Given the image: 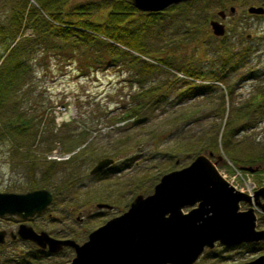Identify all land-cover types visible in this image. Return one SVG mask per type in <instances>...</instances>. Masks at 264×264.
<instances>
[{
    "label": "rangeland",
    "instance_id": "374dc122",
    "mask_svg": "<svg viewBox=\"0 0 264 264\" xmlns=\"http://www.w3.org/2000/svg\"><path fill=\"white\" fill-rule=\"evenodd\" d=\"M11 1L19 9L21 0ZM249 5L264 8V0H191L162 10L161 16L154 17V22L149 24L151 30L146 44L150 57L143 58L153 64L148 72L139 73L138 64L133 61L125 63L129 58L120 51L115 57L119 60L117 64L95 71H77L74 62L58 59L52 54L36 55L26 63L24 87L23 41L20 40L23 37L22 23L19 28L22 36L18 35L8 47L0 45V70L3 71L9 49L18 43L20 56L17 57L19 68L16 75L22 80L21 85L12 88L11 84L0 92V96L2 106L7 108V116L14 107L16 114L24 117L23 109L27 106L37 117L38 130L35 134L23 132L20 140L16 141L20 143L18 151H24L27 146L30 150V153L23 152V164L15 159L21 154L9 155L7 146L0 145V191L31 179L37 182L36 188L52 192L47 207L40 214L23 220V224L35 231L43 230L54 238L81 243L90 231L126 210L136 194L150 193L162 174L186 165L200 149L202 139L209 141L215 138L222 156L216 164L217 170L237 189L248 183L253 186L248 190L251 193L264 186V161L249 165L254 159L245 156L257 154L260 149L258 157L264 159V106H259L262 99L255 95L252 102L246 101L259 86L264 85V13L259 16L247 14L245 9ZM229 6L236 10L231 14L233 16L227 12ZM219 9L229 16L223 18L225 32L215 43L210 37L207 20L222 21L216 15ZM187 15H190L188 20L183 21ZM202 19L205 23L201 22ZM188 24L200 26L188 43H181L182 31ZM171 39L178 41L180 52L190 60V64L198 66L201 62L206 70H217L215 75L221 76L220 81L209 80L212 76L205 73V79L196 81L193 87L198 90L204 89L205 85L213 87L191 99L180 100L178 95L183 91L181 80L186 77L156 60L165 55V44ZM223 42L231 51L250 49L248 59L242 57L236 71L231 72L225 67L224 75L223 68H219L220 57L214 50ZM60 45L64 47L67 44L60 42ZM4 47L7 49L3 50ZM119 50H125V47H119ZM137 77L142 87H157V96L165 94V98L155 102V97L135 111L137 101L133 93L141 89L139 82L135 81ZM143 116L146 117L143 122L131 124ZM32 140L34 142L29 147ZM221 141L234 145L235 156H240L242 166L256 167L252 173H241L242 182L235 175L232 161L224 154ZM85 148H95L96 156L90 158V150L81 152ZM4 149L6 151L2 153ZM25 153L33 155L32 160H26ZM101 154L111 157V164L90 174ZM34 159L58 162L47 181L41 179L43 183L39 180L42 171L33 164ZM20 167L23 171H15ZM10 168L13 171H9ZM101 202L110 204L111 209L96 208L95 204ZM246 208V204L239 203V209ZM183 210L186 211L187 207ZM255 214L256 228L264 229V214L259 211ZM18 222L8 217L0 220V225L16 227ZM2 247L0 264H13V258L19 260L21 254L23 264H59L73 257L70 247L47 253L26 240H17ZM257 247L254 243L226 247L215 242L212 248L204 249L194 264L248 262L251 257L259 256L257 253L261 250H255Z\"/></svg>",
    "mask_w": 264,
    "mask_h": 264
},
{
    "label": "water",
    "instance_id": "95a60500",
    "mask_svg": "<svg viewBox=\"0 0 264 264\" xmlns=\"http://www.w3.org/2000/svg\"><path fill=\"white\" fill-rule=\"evenodd\" d=\"M140 12H159L179 2L190 0H124ZM233 6L228 13L233 14ZM246 12L263 14L260 5H249ZM216 15L224 18L219 9ZM210 32L224 34V25L208 20ZM146 119H134L131 124ZM211 152L195 155L186 165L162 174L150 193L136 194L126 210L107 219L90 231L86 239H59L47 232L35 231L27 224H19L16 234L47 253L70 247L73 257L59 264H194L203 250L214 243L226 247L241 242L264 240V229L256 228L255 207L264 213V186L251 195L235 189L217 170ZM110 157L98 159L90 174L111 164ZM254 166V165H253ZM248 172L251 166H240ZM52 192L36 188L25 192L0 191V215H17L25 220L40 214L50 203ZM239 203L247 208L239 209ZM96 208L111 209L107 203H96ZM187 207V210L183 209ZM12 236H15L12 235ZM0 242L3 233L0 232ZM264 254L244 263L262 264Z\"/></svg>",
    "mask_w": 264,
    "mask_h": 264
},
{
    "label": "trees",
    "instance_id": "16d2710c",
    "mask_svg": "<svg viewBox=\"0 0 264 264\" xmlns=\"http://www.w3.org/2000/svg\"><path fill=\"white\" fill-rule=\"evenodd\" d=\"M32 1L33 2L30 0H21L19 9H16L17 6L15 2L11 0H0V45L6 44L8 47L12 44L13 40H16L18 35L22 36V34L19 33V28H21V24L23 23V37L21 39L19 38L23 41V62L21 63L23 66L25 65L23 69V87L26 83V63H30L36 55L48 56L52 54L58 59L63 58L64 60H69L75 63L74 69L77 71H83V69L95 71L97 69H105L112 64H117L119 60L115 57L118 55L119 51L126 58H129L125 63L133 61L138 64L139 73L148 72L153 66L151 62L144 61L143 58L150 57L146 44L148 33L151 30L149 29L151 28L149 24L154 22V17L161 16V11L140 12L124 0ZM10 6L13 8L12 11L10 10ZM172 7L173 6H170L169 9ZM189 16L190 15H187L183 21H187ZM204 19H202L201 22L205 23ZM199 26L200 24L194 27L188 24L182 31L181 43H188ZM26 30H29V32H25ZM26 33L27 37H24ZM210 37L212 41L214 40V42H217L218 37L212 34ZM60 42L67 45L61 47ZM177 43L178 41L175 39H171L170 42L166 43L165 55H162V58H157L156 60L162 66H171L186 77L181 80L183 86L181 90L183 91L179 93L178 97L180 100H188L198 94L209 91V88L213 87V85H205L202 90L193 87L196 81L205 79V73L210 74L212 77L209 80L213 81H220L221 76L215 75V72H218L217 70H206L201 62H198V66H196V64H190V60L180 52ZM226 45L227 43L223 42V44H218L214 48L216 51L215 53L220 57L219 68H223L224 70L222 75L226 73L225 67H228L231 72L236 71L242 62V57L247 60L250 52L248 47L242 50L238 49L236 51H231ZM119 47L123 49L125 47V50H119ZM5 49L7 48L4 47L3 50ZM18 52H20V49L17 43V46L11 47L7 53L6 64L4 65L5 69L3 71L0 70V92L4 91L6 87L11 84L12 88H18L21 85L22 80L18 79L16 75V69L19 68V64H16L18 61L17 57L20 56ZM168 59H170V61H168ZM135 81L139 82V87L141 88L133 93L137 101V104L134 105L135 111L145 107L146 104L151 102V99L153 100L155 97V102H160L165 98V94L157 96L159 92L157 87H142V83L138 77ZM213 83L215 84L217 82ZM255 95L260 96V100L262 99L260 101L262 104L259 106H264V85L259 86L257 91L246 101L252 102L256 97ZM2 103L3 101H1L0 96V145L7 146V151L6 149L1 151L2 153L6 151L9 155L21 154V156L15 159L18 163L22 162L23 164V152L27 151L30 153V150L27 146V149L24 151H18L20 143H16V141L20 140L19 136L23 132L29 131L34 134L37 132V117L30 113L27 106L23 109L24 117L23 115L16 114L14 107L13 112H10L9 116H7V108H4ZM127 110L128 109H126V111ZM122 116L126 117L125 115ZM242 129L246 130L248 128ZM220 134L222 135L223 132ZM33 142L34 140L29 142V147ZM221 144L224 154L232 161L235 168L238 169L242 166L243 164L239 163L240 156L237 158L235 156L236 152L234 145H231L229 141H221ZM228 146L229 148L226 149ZM85 150H90V158L93 159L96 156L95 154L97 152L95 148H90L89 150L85 148L81 152H85ZM227 150H230L229 152L231 154L227 152ZM259 151L260 149L257 150V154L249 152L250 154L245 155L247 157L251 156V158L254 159L249 165L264 161V159H262L263 157H258ZM205 152H211L214 160L217 155L221 154L215 138L209 141L202 139L200 142V149L195 155ZM24 156H27L25 158L29 161L33 158V155L26 153ZM100 156V158H102L106 155L101 154ZM86 159H88V157L84 158L85 161ZM33 162L35 166H38L39 171H42L39 180L42 179L46 181L51 176L50 171L58 164V162L48 160L35 161L34 159ZM9 171H13V169L10 168ZM15 171H23V167ZM42 180L41 183H43ZM36 186L37 182L30 179L23 184L10 185L8 188H5V190L14 192L28 189L26 191H29L36 189Z\"/></svg>",
    "mask_w": 264,
    "mask_h": 264
},
{
    "label": "flooded vegetation",
    "instance_id": "af4514ba",
    "mask_svg": "<svg viewBox=\"0 0 264 264\" xmlns=\"http://www.w3.org/2000/svg\"><path fill=\"white\" fill-rule=\"evenodd\" d=\"M226 16H229V15H224V19L226 18ZM230 16H233V15H230ZM224 19L222 21H224ZM223 24H224V22H223ZM254 210L260 212V210H258V208L257 209L255 208ZM8 217L15 218V220L16 221H19V222H18V224H16V227H14L13 225H4V226L0 225V232L3 233V242H0V248H3L2 246L4 244L7 245V243L13 244L17 240L23 241V239H21L20 237H18L17 234H16V229H17V227H18V225L20 223H23V218H20L17 215L4 214V215H0V220L5 219V218H8ZM14 234H15V236H12ZM253 243H254L255 246L258 245L257 249H255V250H258V251L261 250L259 253H257V255H260V254L264 253V240L251 241V242H245V243H239V244H236V245H244V244L245 245H251ZM41 251H44V250H41ZM257 255H255V256H257ZM14 258H13V264H23V254H21L19 256V258H20L19 260H14ZM251 259H253V257H251ZM251 259H249V261ZM262 264H264V262H262Z\"/></svg>",
    "mask_w": 264,
    "mask_h": 264
},
{
    "label": "built area",
    "instance_id": "2783aa9c",
    "mask_svg": "<svg viewBox=\"0 0 264 264\" xmlns=\"http://www.w3.org/2000/svg\"><path fill=\"white\" fill-rule=\"evenodd\" d=\"M243 184H244V185H243L242 189L248 191V190L251 188V184H248V183H247V185H245V183H243Z\"/></svg>",
    "mask_w": 264,
    "mask_h": 264
}]
</instances>
